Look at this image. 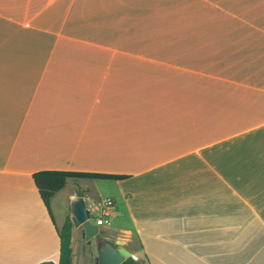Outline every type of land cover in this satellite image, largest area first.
I'll return each instance as SVG.
<instances>
[{
  "label": "crops",
  "instance_id": "1",
  "mask_svg": "<svg viewBox=\"0 0 264 264\" xmlns=\"http://www.w3.org/2000/svg\"><path fill=\"white\" fill-rule=\"evenodd\" d=\"M42 169L125 178L49 213ZM80 188L136 264H264V0H0V264H59L68 217L99 264Z\"/></svg>",
  "mask_w": 264,
  "mask_h": 264
},
{
  "label": "trees",
  "instance_id": "2",
  "mask_svg": "<svg viewBox=\"0 0 264 264\" xmlns=\"http://www.w3.org/2000/svg\"><path fill=\"white\" fill-rule=\"evenodd\" d=\"M69 178L75 179H121L125 178L120 175L86 172V171H71L62 169H42L33 173V179L38 189L40 197L51 213L50 203L52 198L61 191L66 185ZM72 227L73 221L68 217L59 230L61 240L59 264H73L72 262ZM137 260L130 257L121 264H136ZM52 264V263H50Z\"/></svg>",
  "mask_w": 264,
  "mask_h": 264
},
{
  "label": "water",
  "instance_id": "3",
  "mask_svg": "<svg viewBox=\"0 0 264 264\" xmlns=\"http://www.w3.org/2000/svg\"><path fill=\"white\" fill-rule=\"evenodd\" d=\"M78 200L74 204L73 216L74 224L83 228V234L87 242L92 246L95 256L98 257L99 264H121L126 259L137 256L126 247L118 246L108 238L101 239V227L97 224V219L89 208V199L85 197L82 190L77 191Z\"/></svg>",
  "mask_w": 264,
  "mask_h": 264
},
{
  "label": "built area",
  "instance_id": "4",
  "mask_svg": "<svg viewBox=\"0 0 264 264\" xmlns=\"http://www.w3.org/2000/svg\"><path fill=\"white\" fill-rule=\"evenodd\" d=\"M114 204L113 199L111 198H105L101 201V205L104 207L105 210H107L109 207H111ZM106 211H104L103 216L96 218L97 224L102 227L104 225H107L110 223V220L108 217L105 216Z\"/></svg>",
  "mask_w": 264,
  "mask_h": 264
},
{
  "label": "rangeland",
  "instance_id": "5",
  "mask_svg": "<svg viewBox=\"0 0 264 264\" xmlns=\"http://www.w3.org/2000/svg\"><path fill=\"white\" fill-rule=\"evenodd\" d=\"M79 182H80V185H81V186H85V184H91V183L88 182V181H79ZM78 190H81V188L78 189ZM54 206H55V208L57 209L58 213H61L60 211L63 210L62 208H63V206H64L63 201L60 200V199H58V201L54 204ZM94 213H95L96 216L99 215V211H95ZM107 225H109V224H107ZM90 248H92V246L89 244V250H90ZM96 257H97V256H96ZM96 259H98V257H97Z\"/></svg>",
  "mask_w": 264,
  "mask_h": 264
}]
</instances>
